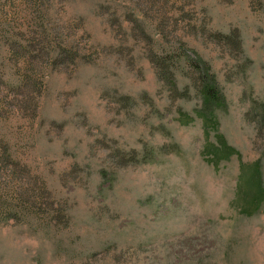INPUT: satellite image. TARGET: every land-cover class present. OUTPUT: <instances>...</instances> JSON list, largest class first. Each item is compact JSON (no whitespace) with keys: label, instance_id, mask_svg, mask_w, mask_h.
I'll return each mask as SVG.
<instances>
[{"label":"rangeland","instance_id":"obj_1","mask_svg":"<svg viewBox=\"0 0 264 264\" xmlns=\"http://www.w3.org/2000/svg\"><path fill=\"white\" fill-rule=\"evenodd\" d=\"M137 1L51 5L56 29L71 25L77 66L51 71L35 119L14 108L9 119L29 141L19 149L33 186L45 180L56 208L39 197L38 211L0 222V264H264V0H194L207 32H240L242 46L184 45L214 64L224 89L218 133L193 116L192 87L174 94L142 41L121 43ZM9 3L10 13L24 9ZM115 5L119 20L105 11ZM176 70L181 89L188 79ZM219 137L230 149L217 154Z\"/></svg>","mask_w":264,"mask_h":264},{"label":"trees","instance_id":"obj_2","mask_svg":"<svg viewBox=\"0 0 264 264\" xmlns=\"http://www.w3.org/2000/svg\"><path fill=\"white\" fill-rule=\"evenodd\" d=\"M11 1L14 0H0V222H5L10 217L27 216L25 210L31 208L38 211L35 198H44L49 208H53L49 193L45 195L46 181L40 180V188L33 186V182H37L33 168L25 162L21 155L23 152L19 149L29 141L23 140L24 135H21L18 129L14 131L18 126L11 122L9 116L12 113L11 108H14L19 110L20 115L27 117L28 121L35 119L51 71L59 72L64 67L77 66L81 52L77 43L67 39L71 25H61L56 29L57 26L50 20V15L54 16L52 19L55 22L59 19L58 10L50 13V9L54 7L51 5L56 0H18L24 7L23 12L10 13L6 6L11 4ZM137 2L136 12L131 11L124 15L128 30L124 29L125 35L121 38V43L125 40L124 37L130 34L142 41L146 57L152 63L156 76L159 80L162 79L174 94H188L192 87L201 101V105L193 111V116L201 118L205 132H217L218 118L215 115L225 102L224 89L215 74L214 64L203 57L195 45L188 49L184 45L190 42L198 44L203 37L205 43L209 41L207 38H214L218 45L242 46L239 30L233 28L232 31L226 32H207L208 11L205 7L202 8V17L205 19L201 22L196 16L197 2L194 0L188 4L183 0ZM118 9L116 5L113 9L106 6L105 11L110 18L119 20L122 12ZM48 23L51 25L48 26ZM117 23L118 27L122 28V21ZM176 67H181L179 74L188 79L181 89L178 86ZM179 114L184 113L181 111ZM25 134L28 137L32 133ZM219 138L221 139L217 140V146L211 144L217 154L220 153V147L224 151L230 149L224 145L222 137ZM33 147L34 145L30 148ZM242 164H239L240 169ZM257 171L255 168L251 173L252 178L257 176ZM257 197L255 194L254 200ZM261 198L263 200L264 195L259 199ZM57 206L60 208V205ZM56 216L60 218V215Z\"/></svg>","mask_w":264,"mask_h":264}]
</instances>
